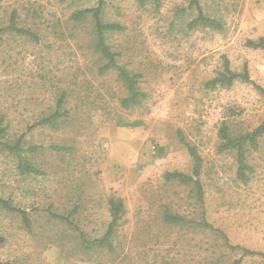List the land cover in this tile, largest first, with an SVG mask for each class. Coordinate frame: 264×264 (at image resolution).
Here are the masks:
<instances>
[{
  "label": "rangeland",
  "instance_id": "374dc122",
  "mask_svg": "<svg viewBox=\"0 0 264 264\" xmlns=\"http://www.w3.org/2000/svg\"><path fill=\"white\" fill-rule=\"evenodd\" d=\"M193 0H106L104 20L125 26L108 34L148 99L124 109L126 91L92 49V22L76 23L72 14L98 6L99 0H0V29L14 12L22 28L41 43L12 33L0 39V113L14 129L27 127L68 92L70 124L61 131L36 128L28 143L43 146L35 161L43 177H17L14 163L0 154V198H13L33 221L28 232L19 217L0 213L1 264H233L241 257L210 230L167 225L171 210L200 218L192 187L167 183V171L191 173L193 161L178 131L203 158L201 180L207 219L233 245L264 253V139L248 152L254 169L248 184L237 179L236 155L220 153L219 129L252 131L264 121V94L237 81L211 90L206 84L224 70L247 67L264 89V51L246 46L264 39V0H199L204 12L224 23L223 31L188 28L197 15ZM67 146L57 153L51 146ZM32 194L26 195L25 189ZM122 199L126 222L117 229L114 250L81 248L76 232L53 219L48 209L72 218L89 239L101 237L111 223L109 201ZM33 208L40 209L34 211ZM242 264H264L261 256Z\"/></svg>",
  "mask_w": 264,
  "mask_h": 264
},
{
  "label": "trees",
  "instance_id": "16d2710c",
  "mask_svg": "<svg viewBox=\"0 0 264 264\" xmlns=\"http://www.w3.org/2000/svg\"><path fill=\"white\" fill-rule=\"evenodd\" d=\"M148 0H139L141 6H145ZM159 3V0H156ZM106 0H99L98 6L81 9L72 14V20L76 23L91 20L93 28L92 35L94 41L92 49L96 55H98L105 64L99 68V74L105 75L112 71L117 72L118 78L121 81L126 95L120 99V104L124 109H131L133 107H139L147 101L148 95L140 87L143 75L141 73H133L125 63L120 64L123 54L118 51L115 46L110 42L108 34L123 32L125 26L118 22H109L104 20V11L106 8ZM192 7L197 10V15L187 25L190 30L194 29H211L214 31H223L224 23L216 17L207 15L204 12L203 7L200 5L199 0L192 1ZM6 33H12L16 36L26 37L37 44L41 43V38L34 30L22 28L18 24L17 13L14 12L10 23L7 27L0 29L1 35ZM246 46L254 50L264 51V39L260 38L257 41L249 40ZM237 81L245 83H251L256 86L261 93L264 94V89L259 85H256L246 67L243 72L237 73L230 67L228 59L225 60L224 70L218 72L215 78L210 80L206 86L211 90L217 88H229L232 87ZM68 92L66 90L57 94L55 106L36 119V121L27 127L25 133H18L14 129L13 120L9 119L5 113H0V154H5L7 158H10L14 163V174L17 177L31 178V177H43L46 178L47 173L44 169L38 165L35 161V156L42 149L43 146H38L33 143H28L26 136L28 133L34 131L36 128L52 129L54 131H61L64 124H70L71 110L67 107L69 102ZM220 145L218 150L220 153L234 152L236 155L237 165V179L244 184H248L251 180V176L254 173V169L248 163V152L258 151L261 141L264 139V121L261 125L252 131L241 132L234 134L231 127L227 123H223L219 129ZM178 138L180 143L186 147L190 157L193 161V169L191 173L181 171H167L164 175V179L167 183H178L183 186L192 187L195 193L196 202L199 204L200 218L198 220L192 219L180 214L173 213L171 210H166L163 213V222L167 225H174L185 227L189 229H203L210 230L214 233L220 234L225 247L231 251H238L241 253V257L234 261L233 264H242L246 258L261 256L264 258V253L250 250L248 248L233 245L229 237L221 230L215 228L207 219V210L205 207V191L204 185L201 180L203 170V158L198 152V149L191 145L183 135L181 131H178ZM51 149L57 153H70L72 148L67 146H51ZM25 194H32V189H25ZM110 216L112 218L106 232L98 238L89 239L87 234L81 227L72 219L78 209L72 211L67 217L59 215L53 212L52 209H48L50 216L53 219L66 223L72 228L81 242V248L85 250L93 249H107L114 250V238L121 226L126 222V208L122 199L111 198L109 201ZM34 211L40 209L33 208ZM19 217L22 226L29 233L33 230V221L30 218L29 212L22 209L13 202V198L5 199L0 198V213ZM7 238L0 233V245H5ZM1 264V263H0Z\"/></svg>",
  "mask_w": 264,
  "mask_h": 264
}]
</instances>
